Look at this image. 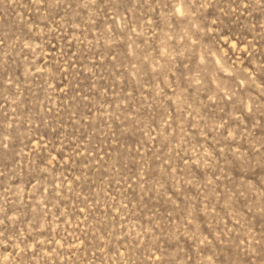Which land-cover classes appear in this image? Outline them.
<instances>
[{
	"label": "rangeland",
	"instance_id": "obj_1",
	"mask_svg": "<svg viewBox=\"0 0 264 264\" xmlns=\"http://www.w3.org/2000/svg\"><path fill=\"white\" fill-rule=\"evenodd\" d=\"M0 264H264V0H0Z\"/></svg>",
	"mask_w": 264,
	"mask_h": 264
}]
</instances>
